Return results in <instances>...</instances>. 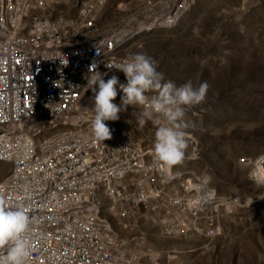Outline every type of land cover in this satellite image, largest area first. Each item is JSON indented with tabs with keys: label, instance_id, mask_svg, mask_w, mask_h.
<instances>
[{
	"label": "built area",
	"instance_id": "1",
	"mask_svg": "<svg viewBox=\"0 0 264 264\" xmlns=\"http://www.w3.org/2000/svg\"><path fill=\"white\" fill-rule=\"evenodd\" d=\"M110 1L0 0V204L23 205L31 218L27 264H148L145 224L214 239L238 208L200 167L193 108L186 159L171 173L153 163L152 121L141 128L120 113L106 122L112 139L93 138L83 111L91 65L126 83L105 65L137 53L138 38L176 26L192 0H122V19L108 24ZM258 156L240 161L251 170Z\"/></svg>",
	"mask_w": 264,
	"mask_h": 264
},
{
	"label": "rangeland",
	"instance_id": "2",
	"mask_svg": "<svg viewBox=\"0 0 264 264\" xmlns=\"http://www.w3.org/2000/svg\"><path fill=\"white\" fill-rule=\"evenodd\" d=\"M120 1L109 2L106 23L122 19ZM134 43L142 45L137 53L156 61L165 81L209 84L205 101L193 107L206 159L200 167L219 193L239 201L214 239L165 235L145 224L148 264H264V187L248 178L250 168L240 161L264 152V0H192L176 26ZM121 114L139 125L137 110ZM250 198L256 202L245 204Z\"/></svg>",
	"mask_w": 264,
	"mask_h": 264
},
{
	"label": "clouds",
	"instance_id": "3",
	"mask_svg": "<svg viewBox=\"0 0 264 264\" xmlns=\"http://www.w3.org/2000/svg\"><path fill=\"white\" fill-rule=\"evenodd\" d=\"M97 67L94 62L85 77L88 89L93 92V107H83L91 122L93 138L98 142L112 139V130L106 122L118 121L120 113L127 112L129 106L139 109L137 122L141 128L148 121L157 126L153 163L160 170L171 173L186 159L189 137L184 121L186 111L205 101L209 84L205 81L194 86L189 81L177 86L172 81H165L163 73L157 71L156 61L144 53H134L121 63L105 65L123 72L126 83H121L116 75L105 80L108 74L101 73ZM118 92H122L119 104L115 103ZM248 178L257 187H264V154L255 159ZM231 210V207L227 209ZM30 223L31 218L23 205L6 207L0 204V264H27Z\"/></svg>",
	"mask_w": 264,
	"mask_h": 264
}]
</instances>
